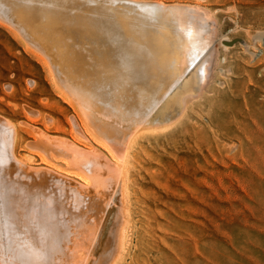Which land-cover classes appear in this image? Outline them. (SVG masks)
<instances>
[{
  "label": "bare ground",
  "instance_id": "6f19581e",
  "mask_svg": "<svg viewBox=\"0 0 264 264\" xmlns=\"http://www.w3.org/2000/svg\"><path fill=\"white\" fill-rule=\"evenodd\" d=\"M167 2L0 0V24L41 55L52 88L72 108L70 138L0 114V264H117L133 150L205 96L218 54L213 16L196 3ZM19 125L32 131L24 155Z\"/></svg>",
  "mask_w": 264,
  "mask_h": 264
},
{
  "label": "rangeland",
  "instance_id": "374dc122",
  "mask_svg": "<svg viewBox=\"0 0 264 264\" xmlns=\"http://www.w3.org/2000/svg\"><path fill=\"white\" fill-rule=\"evenodd\" d=\"M162 1L196 3L213 16L218 54L207 94L133 150L125 253L117 264H264V0ZM1 24L0 114L14 123L33 118L70 138L72 108L52 88L41 55ZM23 105L59 123L47 124ZM19 130L24 155L32 131Z\"/></svg>",
  "mask_w": 264,
  "mask_h": 264
},
{
  "label": "snow or ice",
  "instance_id": "6c2138e0",
  "mask_svg": "<svg viewBox=\"0 0 264 264\" xmlns=\"http://www.w3.org/2000/svg\"><path fill=\"white\" fill-rule=\"evenodd\" d=\"M10 228H12V225H9ZM18 227V226H17ZM6 245H7V250L11 251L13 250L14 246L16 245V237H15V232L13 231V233L7 237L6 240ZM3 245H0V250H3Z\"/></svg>",
  "mask_w": 264,
  "mask_h": 264
}]
</instances>
